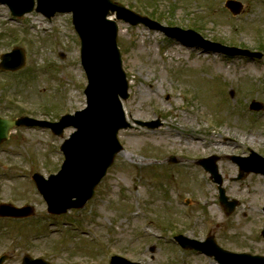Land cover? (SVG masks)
<instances>
[{"label": "rangeland", "instance_id": "rangeland-1", "mask_svg": "<svg viewBox=\"0 0 264 264\" xmlns=\"http://www.w3.org/2000/svg\"><path fill=\"white\" fill-rule=\"evenodd\" d=\"M115 1L150 14L163 26L200 28L197 32L205 39L264 54V0H235L243 6L237 16L225 10L228 0ZM9 17L8 9L0 6V53L18 44L28 63L18 76H0V115L53 123L83 109L87 81L70 16L52 23L38 14L14 21ZM119 28L118 44L129 82V99L123 103L127 119L159 121L161 127L151 131L137 124L120 132L125 155H119L117 165L98 185L91 217L85 214L86 207L69 211L65 215L72 218L64 220L70 221V229L55 235L40 219L29 221V226L2 224L0 256H10L4 264H20L26 254L50 264H106L113 255L140 264H216L176 249L172 237L178 234L199 241L212 234L225 250L264 256L259 235L264 218L258 212L264 206V178L251 175L233 182L237 167L225 160L247 157L250 151L264 156V110H249L253 101L264 105V59L222 58L141 26L119 23ZM72 132L68 129L60 138L49 130L13 131L0 147V203L10 199L18 205L29 203L36 215L46 214L42 199L34 198L26 186L27 178L41 173L45 180L56 174L64 161L59 148ZM210 154L223 157L216 162L222 186L241 204L228 219L219 206L217 186L195 166ZM144 155L153 156L165 169L146 171L128 163L129 158L144 162ZM171 156H183L187 164L172 168L162 164ZM18 175L22 177L16 179ZM186 200L193 210L191 218L179 204ZM152 247L154 255L149 253Z\"/></svg>", "mask_w": 264, "mask_h": 264}, {"label": "water", "instance_id": "water-1", "mask_svg": "<svg viewBox=\"0 0 264 264\" xmlns=\"http://www.w3.org/2000/svg\"><path fill=\"white\" fill-rule=\"evenodd\" d=\"M0 5H6L13 16L21 17L35 11L47 18L56 13L72 14V24L81 42V64L88 78L85 90L87 108L77 112L74 116H65L59 123L37 122L30 119L7 121L0 119V142L7 137V132L17 126H38L50 128L54 134L63 135L65 128L73 127L77 131L61 146L65 154V162L57 176H51L45 187L43 179L35 175L36 185L40 188L44 198L52 205L64 207L78 206L93 194L100 180L104 177L112 159L119 150L116 140L120 129L128 128L119 98L126 99L127 82L122 69L121 56L117 47V21H123L131 26L144 25L150 30H159L170 38L177 39L190 45H199L227 55H247L246 52L233 48H225L204 41L192 31H182L178 28H164L156 22L141 17L112 0H0ZM234 14H238L241 5L229 1L226 3ZM115 15V20L108 17ZM194 39V40H193ZM24 66V55L21 50L2 57V69L18 70ZM251 110H261L262 106L253 102ZM157 124L151 127H156ZM216 159L201 161L211 178L219 185L220 204L228 209L230 214L236 202L228 203L225 192L221 188V177L214 165ZM240 171L264 175V161L253 156L248 162L235 159ZM243 178L242 175L237 180ZM77 198V201H71ZM11 214V213H10ZM264 237V230L262 232ZM186 249H194L209 257H213L218 264H264V257L247 254H233L217 246L213 237L204 243L177 238ZM112 264H124L113 259Z\"/></svg>", "mask_w": 264, "mask_h": 264}, {"label": "bare ground", "instance_id": "bare-ground-1", "mask_svg": "<svg viewBox=\"0 0 264 264\" xmlns=\"http://www.w3.org/2000/svg\"><path fill=\"white\" fill-rule=\"evenodd\" d=\"M234 145H237V146H239L240 144H239V143H237V142H234ZM192 152H194V153H196V154H197V152H196V148H193V149H192Z\"/></svg>", "mask_w": 264, "mask_h": 264}]
</instances>
